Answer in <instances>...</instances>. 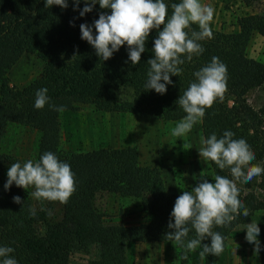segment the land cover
<instances>
[{
  "label": "trees",
  "instance_id": "1",
  "mask_svg": "<svg viewBox=\"0 0 264 264\" xmlns=\"http://www.w3.org/2000/svg\"><path fill=\"white\" fill-rule=\"evenodd\" d=\"M249 6L254 0H240ZM46 0H0V142L9 124H17L36 132L35 162L46 151L55 153L61 161L70 164L76 174V191L67 204L46 200V207L59 206L60 218L50 220L46 211L30 215L31 205L24 188L15 183L4 189L7 181L6 167L13 158L0 151V246L15 249L13 255L18 264H75L71 255L90 247L97 250L95 258L85 264H125V246L128 243H172L165 235L174 231L167 227L176 198L188 188L169 194L166 191L159 168L141 164L133 146L97 147L85 151L64 150L60 146V116L64 111H74L80 104H91L104 112L127 113L139 118L176 121L186 114L175 103L179 96L195 80L193 73L211 62L213 56L227 65V91L223 99H217L206 109L200 122V135L208 137L213 132L221 136L224 131L235 133L234 139L244 138L255 153L257 162L264 166V107L255 108L245 100V94L264 82V53L261 60L246 56L244 48L250 35L258 34L264 40V12L245 14L236 19L233 32L212 30L211 39L200 43L205 51L194 55L191 61L181 65L180 76H171L173 84L167 86L163 95L155 90H146L149 65L154 57L152 51L158 32L153 29L146 40V51L141 61L132 65L128 60L127 45L120 47L113 56L103 61L95 49L80 38L81 23L92 24L100 12L110 14V9H101L99 3L84 17L73 10V0L68 8L58 5L45 7ZM180 0H165L171 15L172 3ZM84 7L81 0L80 8ZM75 18V19H74ZM74 19L75 26L69 21ZM192 29L199 30L193 24ZM163 25H161V30ZM95 33V29H94ZM24 52L33 53L41 62L37 77L21 88L8 84L7 72ZM183 58V57H182ZM127 61V63H126ZM48 88L50 102L62 105L61 112L34 107L35 93ZM214 176H230L228 169L220 170L211 160L206 162ZM239 187V186H238ZM240 188V199L249 209V217L240 215L229 225L214 226L213 230L224 237V248L230 232L236 226L250 223L255 212L264 211V174L258 176L255 185L249 183ZM108 193L121 197L140 199L145 219L136 224H123L105 219L94 200L97 195ZM19 195L23 205L13 202ZM23 206V208H22ZM22 208V210H21ZM44 226L42 234L33 230L35 224ZM261 243L259 263L264 264V225H258ZM195 230L188 239L195 238ZM211 243V238L202 241ZM178 264H186L184 250L175 247ZM201 264H216L218 256L207 255ZM191 252L188 254L190 257Z\"/></svg>",
  "mask_w": 264,
  "mask_h": 264
},
{
  "label": "clouds",
  "instance_id": "2",
  "mask_svg": "<svg viewBox=\"0 0 264 264\" xmlns=\"http://www.w3.org/2000/svg\"><path fill=\"white\" fill-rule=\"evenodd\" d=\"M97 2L101 9H110L111 12H100L99 18L91 25L81 23L80 38L87 41L103 61L110 59L126 44L128 60L136 65L146 51L150 32L156 29L158 35L152 47L154 57L147 60L150 67L144 87L146 90L154 89L161 95L167 92L168 85L173 84L171 76L182 74L181 65L185 60L191 61L194 55L199 56L205 51L200 42L213 36L210 23L215 9L201 3V0L172 3L170 16L165 0H84L83 8H80L81 0H73V10H79V16L84 17L93 11ZM52 5L62 9L69 6L68 0H46L45 7ZM74 19L69 21L71 26H75ZM193 24L198 25L199 30L192 29ZM193 76L195 80L175 101L186 115L171 130L174 137H185L191 132L194 125L203 121L206 109L211 108L218 98L222 100L227 91V65L218 57L213 56L211 62L195 71ZM48 91L47 87L36 91L34 107L43 109L47 105L53 111H63L62 105L50 102ZM234 136L235 133L228 130L219 137L215 132L208 137L201 136V147L198 149L200 158L205 162L211 160L220 170L228 169L231 178L217 174L213 177L214 183L206 177L202 178L191 191H183L176 198L170 213L167 227L174 231H168L165 235L169 241L175 242V247L178 245L184 250L185 260L197 248L201 249L199 255L202 259L209 254L219 256L224 251L225 237L214 231V226L224 227L240 215H250L249 209L239 198L238 185L247 184L254 177L264 174V166L253 164L256 156L249 143L244 138L234 139ZM184 148L188 149V146L184 144ZM13 183L26 190L34 186L31 195L37 200L67 204L76 191L77 182L70 164L61 161L55 153L46 151L39 161L29 159L23 164L12 163L7 171L4 189L9 190ZM12 199L16 204L24 203L19 195ZM29 211L30 215L35 216L34 209ZM42 211L49 216L53 214L51 209ZM193 229L196 236L188 239ZM245 229L246 241L253 244L254 251L259 253L261 243L257 222L245 224ZM209 237L211 243L202 244ZM14 251L13 247L0 246V264H18V260L11 255Z\"/></svg>",
  "mask_w": 264,
  "mask_h": 264
},
{
  "label": "rangeland",
  "instance_id": "3",
  "mask_svg": "<svg viewBox=\"0 0 264 264\" xmlns=\"http://www.w3.org/2000/svg\"><path fill=\"white\" fill-rule=\"evenodd\" d=\"M201 3L215 9L211 29L226 33L237 29L235 22L240 16L264 12V0H254L249 6H244L240 0H201ZM244 51L246 56L261 60L264 53L263 38L256 33L251 34ZM41 69L42 62L33 53L24 52L8 70V84L21 88L37 77ZM244 97L251 106L264 107V82L249 90ZM180 120L139 118L127 113L99 111L91 104H80L74 111L61 113L60 146L70 151H85L101 146H133L141 164L159 168L169 194L185 188L192 190L204 177L212 182V175L198 152L201 147L200 123L194 125L185 137L178 138L171 135V130ZM36 138L35 131L9 124L1 138L0 151L10 155L14 163L23 164L29 159L35 162ZM184 144L188 149L184 148ZM10 166L11 164L7 165L6 173ZM257 181L258 177H254L249 182L250 188L255 192ZM34 190V186L25 189L31 209L39 211L46 207V200L33 197L31 193ZM94 204L105 219L111 222L136 224L146 216L141 210L140 199L135 197L103 193L96 196ZM52 213L50 220L60 218L58 205L52 207ZM251 221L264 225V211L255 212ZM33 230L40 235L44 226L41 223L35 224ZM245 236V226H236L230 232L216 264H260L259 253L254 251L255 246L247 242ZM84 252L72 253L71 261L85 264L97 254L93 247L87 253ZM125 264H178L177 253L172 243H128L125 246ZM186 264H201L198 253L191 252Z\"/></svg>",
  "mask_w": 264,
  "mask_h": 264
}]
</instances>
